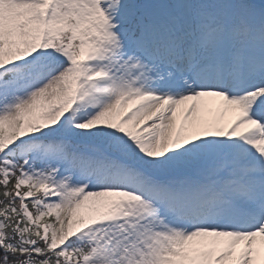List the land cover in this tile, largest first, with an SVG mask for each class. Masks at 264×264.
<instances>
[{
	"label": "snow or ice",
	"instance_id": "6c2138e0",
	"mask_svg": "<svg viewBox=\"0 0 264 264\" xmlns=\"http://www.w3.org/2000/svg\"><path fill=\"white\" fill-rule=\"evenodd\" d=\"M0 264H264V0H0Z\"/></svg>",
	"mask_w": 264,
	"mask_h": 264
}]
</instances>
